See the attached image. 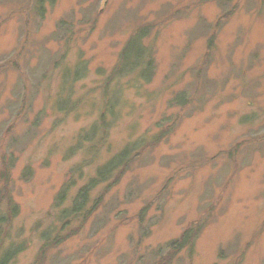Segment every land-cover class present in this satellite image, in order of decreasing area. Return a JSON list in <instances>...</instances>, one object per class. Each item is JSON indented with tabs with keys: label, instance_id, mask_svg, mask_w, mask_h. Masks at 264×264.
Segmentation results:
<instances>
[{
	"label": "rangeland",
	"instance_id": "374dc122",
	"mask_svg": "<svg viewBox=\"0 0 264 264\" xmlns=\"http://www.w3.org/2000/svg\"><path fill=\"white\" fill-rule=\"evenodd\" d=\"M146 23L152 80L111 77ZM78 66L84 76L65 80ZM140 138L117 181L64 217ZM2 192L0 211L14 206L2 247L23 246L9 264H264V0H0ZM197 224L191 247L169 250Z\"/></svg>",
	"mask_w": 264,
	"mask_h": 264
},
{
	"label": "trees",
	"instance_id": "16d2710c",
	"mask_svg": "<svg viewBox=\"0 0 264 264\" xmlns=\"http://www.w3.org/2000/svg\"><path fill=\"white\" fill-rule=\"evenodd\" d=\"M151 25L146 23L144 25H139L136 30L131 33L126 41L124 42L122 48L118 53V58L116 65L112 68L110 72V76L113 78H124L127 75L133 74L136 79L142 80L145 83H149L152 80L154 75V58H153V48L152 45L147 43V38L149 36V32L151 30ZM211 42V39L209 40ZM210 44V43H209ZM85 66L75 68L72 73L69 70H65L63 72V77L65 80H70V82H75L78 79H81L86 72ZM104 98L106 97L103 94ZM120 94H117L116 99L110 96V100L103 102V111H101L99 115V119L102 123H107L105 116L106 115H115L116 108L118 107V102H120ZM61 107L68 109L73 108L75 103L71 99L70 93L67 94L66 98H60L58 100ZM188 101V95L183 93H179L174 95L169 100L170 106H184ZM69 110V109H68ZM170 118L163 117L162 121L169 120ZM173 123H169L168 129L172 127ZM164 135H167L165 132H159L149 141L150 144L157 143ZM144 138L136 139L135 141L127 143L119 152L113 154L110 158H108L104 163L99 165L93 176H91L88 181L78 188L74 197L72 198V203L68 209L63 211V216L68 218L70 214L76 215L77 212H80L82 208L87 203L89 197V191L103 183L106 182L109 178H114L113 181H117V179L124 173L125 170L128 169L130 164L135 160L136 152H139L144 145ZM71 182H75L74 179ZM68 185V184H67ZM64 185L61 192L60 197H63L64 192L71 187V183L69 185ZM5 193H1L0 195L4 197ZM8 209L5 212L0 211V264H9L15 258V256L19 253L22 244H10L6 248L2 247L3 237L6 233V227L9 224L10 219L14 215V206L11 204L7 205ZM1 210V208H0ZM201 224L188 226L184 229L179 237L176 240H173L170 243V249L176 251H180L184 247H191L195 238L197 237ZM43 238L48 239L47 236ZM52 245H55L56 242H52ZM45 247V246H44Z\"/></svg>",
	"mask_w": 264,
	"mask_h": 264
}]
</instances>
